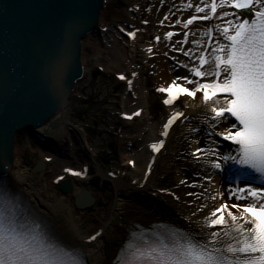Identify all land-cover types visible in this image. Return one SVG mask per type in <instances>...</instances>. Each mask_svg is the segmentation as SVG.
<instances>
[{
  "label": "snow or ice",
  "instance_id": "obj_1",
  "mask_svg": "<svg viewBox=\"0 0 264 264\" xmlns=\"http://www.w3.org/2000/svg\"><path fill=\"white\" fill-rule=\"evenodd\" d=\"M187 7H194L195 13L203 15H191L183 23L184 29L198 19L219 20L222 23L210 24L204 35L212 38L215 32L222 40L210 45V51L202 49L195 66L180 65L190 75L177 77L157 91L166 94L163 103L168 106L181 96L198 99L210 113L204 121L211 129L208 135L222 137L236 146L224 154L217 151L216 141L212 140L207 147H197L191 153L195 161L203 160L214 170L206 173L208 183L230 161L238 166L230 169L235 171L236 180L250 186L237 184L227 189L226 198L223 193H217L221 203L204 218L210 231L195 235L190 231L173 233V238L161 235L154 242L134 249L125 242L117 250L114 264H122L121 253L125 250L133 257L126 264H264V0H199V4L189 3ZM176 24L181 21L177 20ZM128 35L134 37L135 33ZM172 36V32L167 33V38ZM187 38L185 32L184 41L177 43H184ZM190 51H183V55L191 60ZM128 83L131 85V81ZM183 116V111L172 114L160 135L167 137L170 128ZM217 126H222L223 131H216ZM162 146L161 140L151 146L152 151ZM65 171L72 176L82 175ZM207 191L205 188L204 192ZM187 195L199 198L195 192ZM210 199L215 201L216 196ZM17 206L15 189L9 183L0 185V264H83L74 245L60 240L54 230H46L34 221L26 222L17 212ZM95 238L90 236L89 242Z\"/></svg>",
  "mask_w": 264,
  "mask_h": 264
},
{
  "label": "bare ground",
  "instance_id": "obj_2",
  "mask_svg": "<svg viewBox=\"0 0 264 264\" xmlns=\"http://www.w3.org/2000/svg\"><path fill=\"white\" fill-rule=\"evenodd\" d=\"M182 11L180 10L177 14L172 13V17L181 14ZM158 14L153 11L149 20L150 24L154 26V22L152 19L157 18ZM99 18L101 17L98 16ZM116 17H119L116 15ZM207 26H203L202 24H194L191 28L192 36L190 37V41L188 44V51L193 55L199 49L203 48L204 40L206 36L204 35V30ZM86 43L90 44V35H87L83 39H81V45H85ZM118 44H121L120 42ZM117 43H114L113 46L110 48L109 57L111 58H125L129 61L134 59L131 53H128L124 47H120ZM85 47V46H84ZM83 47L80 53V61L83 63V58L87 57L86 50ZM102 55V54H101ZM120 61V60H119ZM157 72L154 78V81H163L165 84L172 83V74L171 69L168 63L158 57L157 64L155 65ZM186 70V69H185ZM183 71L177 72L176 76L180 77L183 75ZM54 106V104L52 105ZM190 114L193 117L189 121V125L191 128H198L204 129L208 128L209 131L211 129L208 127V124L204 123L205 121V114H210L206 108L199 106L198 102H194L190 104ZM71 108L70 98H63V100L59 99L54 109L52 117L47 119L44 124L40 126L38 129L39 132L43 133L45 136H51L53 138H57V136H61L63 134V128L67 127L68 124V115L69 110ZM46 115V114H45ZM137 125H139L140 120L137 121ZM11 123L7 122L6 126L0 133V141L6 140L9 134L12 135V138L9 137L8 151H10L9 156L5 157L4 159L7 160L8 157V164L7 169V181L8 183L15 188L22 196L24 200H29V203L33 204L36 209L42 212L48 218V223L54 230V233L58 238L65 240L71 245L79 247L85 254H87V259L89 264H114L115 257L117 255V250L121 248L125 242L129 240V236L136 230V229H152L153 227H157L160 224H165L164 227L160 228V232L169 231L173 229L169 225L173 224L174 227H179L181 223L175 218L173 211L171 212L168 206L166 207L160 203L158 200H153L150 197L146 196L144 190H137L135 188H128L126 184L121 180H114L112 181V190L113 194L118 197V194L123 189L126 188L125 193L123 192L122 198L120 200L115 199L111 203H109V207L103 209L101 220L99 221V227H101L102 234L100 237L91 244H82L81 238L88 236L89 229H93V224L89 225L85 229L82 228V224L84 223V219L80 216L76 217L77 211L79 209L75 208L73 205L74 198L79 194L80 186H73L72 191L69 194H58L53 195V198L50 197L49 193L43 189V181H39L38 178L41 176L43 179H47V175H44V170L47 169L45 167L42 171L32 172L31 167L29 170L22 168V159L20 158V153L18 147L21 145L22 140H26L25 136L23 135L24 132L14 131L12 132ZM133 127H130L129 130L131 131ZM217 131H223L222 126H217L215 129ZM70 131V130H69ZM142 135V131L138 133ZM155 134V127L149 126L147 134H145V140L148 142ZM5 136V137H4ZM188 138V136L186 137ZM196 136H190V143L192 147V151H195L198 145V141H196ZM213 139H211L212 141ZM195 141V143H193ZM178 143H174L170 145V150L175 151L176 145ZM217 146L221 144L217 143ZM215 146V145H214ZM217 151L223 152L224 154H228L232 149L229 146L222 145V148L217 147ZM121 146H119L120 148ZM224 148V149H223ZM4 154V152H2ZM234 154V153H233ZM73 155L72 153L67 154L66 156L70 157ZM5 156V155H4ZM84 156V155H83ZM12 157V158H11ZM82 157V156H81ZM147 159V158H146ZM37 163L43 160V155H41L40 160L36 159ZM158 161L162 163L161 169L166 171L167 166L164 168L163 164H167L171 160V157L167 154L163 156L159 154ZM187 163V164H186ZM195 163L197 165V171L203 172V177H198L199 181L201 182L196 183L198 187V191L202 194L201 198H207L208 201H200L203 205L199 204V207H202V213L198 216L193 217L188 224L187 229L194 231L195 228H202L203 226V217L209 213V206L211 204H217V207L221 203L220 195L217 193H223L225 198L229 194L227 192L228 186L224 184V179L229 174V169L233 164L229 161L228 164L223 165L222 171L219 174H213L212 176V183H208V176L206 173H214V170L208 167L204 163L203 160L201 161H192L191 159H187L185 161V166H190L191 164ZM33 173H38L39 176H35ZM43 175V176H42ZM183 175V174H182ZM204 178V179H203ZM42 179V180H43ZM203 179V180H202ZM182 179L171 180V184L176 188L183 187L184 184L181 183ZM39 182V184H38ZM46 182V181H45ZM72 182H77V180H72ZM51 185V184H50ZM77 186V188H75ZM58 189V186L54 187ZM207 188L208 191L204 192V189ZM180 189V188H179ZM187 190L183 189L182 192V201H185V204L188 206L189 199L187 197ZM215 195L216 200L213 201L210 199L211 196ZM209 198V199H208ZM168 205L174 207L177 211H182V205H177L171 200H166ZM228 202V201H226ZM195 204H190V207ZM188 206V208H190ZM198 207V206H197ZM183 212V211H182ZM157 225V226H156ZM97 226V225H96ZM159 229V227H157ZM194 229V230H193ZM197 229V230H198ZM154 230V229H153Z\"/></svg>",
  "mask_w": 264,
  "mask_h": 264
},
{
  "label": "water",
  "instance_id": "obj_3",
  "mask_svg": "<svg viewBox=\"0 0 264 264\" xmlns=\"http://www.w3.org/2000/svg\"><path fill=\"white\" fill-rule=\"evenodd\" d=\"M98 4L99 0H0V133L13 116L34 108L47 110L48 96L54 103L44 80L52 72L58 83L71 76L64 65L76 55L74 37L91 24Z\"/></svg>",
  "mask_w": 264,
  "mask_h": 264
},
{
  "label": "rangeland",
  "instance_id": "obj_4",
  "mask_svg": "<svg viewBox=\"0 0 264 264\" xmlns=\"http://www.w3.org/2000/svg\"><path fill=\"white\" fill-rule=\"evenodd\" d=\"M126 1L127 0H109V6L105 14L106 18L113 19V16L115 14L121 13L124 2ZM91 41H92V44H86L85 50H86L87 57L84 58L86 67L90 72L93 71L96 64L107 66L109 63H114L116 61L114 59H107L106 57L98 60L97 59L99 56L98 51L96 50L94 53H91V50L88 51V49H90L89 46H92L93 47L92 49H96V45H97L99 46L98 48L103 49V51H108V48L103 46L100 40H95L94 43H93V40ZM138 51H136L134 55L135 60H136L134 64L139 63L140 65H143L141 63V60H142L141 54ZM170 64L172 63L170 62ZM122 68L124 69L127 68L125 62L123 61H122ZM149 69H152V68H149V67L144 68V66L142 67V79H141L142 81H140V85H139L140 88H142V86L147 85V82H148L147 76H148ZM176 79L177 78H173L172 81ZM111 87H112V84L109 81L108 75H103L96 79L88 78L79 83L78 92H82L84 95L88 96L89 101L85 103H81V102H76L71 99V108H70V115L68 116V121L69 122H73V121L80 122L82 125L85 126L84 128L86 129L88 133L86 137V141L88 142V146L94 151L97 149L107 148L109 147L111 141H114L113 139L114 137L111 134L115 128L116 123L114 119L107 116L104 110L107 107H110L111 109H114V107L110 106L105 101L103 102L102 100L103 98L105 100L106 96L109 94L113 95L111 91ZM111 98H113V96H111ZM152 121L153 123H155L156 118L155 117L152 118ZM100 129H104L105 131L107 130L108 133H106L105 131L100 132ZM76 141H78V145H80L83 149L84 143H82V139L76 136ZM80 141H81V144H80ZM63 142L65 143V139H63ZM207 145H209V143H207ZM18 149L20 153V158L22 159V161H24V163H22L23 170L25 169L29 170V167H32L34 165L36 159L40 158V154H39L40 152L38 151V147L35 145L34 141L28 140L25 143V141L22 140L21 145L18 147ZM32 150L37 151V153L32 154L31 152ZM189 151L190 150L187 151V154L189 153ZM43 153L46 154V151L43 150L42 154ZM83 153H84V156L78 157L79 159L77 158L75 159V161L76 160L84 161L86 152L83 151ZM181 157L183 158L185 157V155L184 156L181 155ZM69 162H70L69 160L61 159L57 165V169H59L62 165L68 164ZM103 162H106L107 165H110L112 163L110 158L105 159ZM91 171L94 175L93 180L97 183V185L95 186L94 184H92L90 186H87L86 188L92 191V195L96 198V202L94 203L92 207L88 208L84 212L85 215L82 216V218L84 219L82 228L84 229L91 224L98 225L99 221L101 220L103 209H105L106 207H109L108 206L109 203H111L115 199L120 200L121 198L120 196L121 193H119L120 195L118 194V197H116L112 192L111 185L105 183L104 181H101V179H98L99 175L95 173L96 171L95 167H92ZM35 176H39V174H35ZM183 178H185L186 184L195 186L193 188H189L187 190L188 191L187 194L189 192H195L199 194V198H197V196L187 195L188 199L192 203L197 201L198 199L200 201H208L207 198H200V192L198 191V187L195 184L201 182V180L199 181L196 175H190V176H186ZM168 179L169 178L167 177V179L164 181H169ZM163 183L165 184V182ZM201 197H202V194H201ZM215 207H217V204H211L209 206L210 209H213ZM79 215L80 213L77 211L76 217Z\"/></svg>",
  "mask_w": 264,
  "mask_h": 264
}]
</instances>
